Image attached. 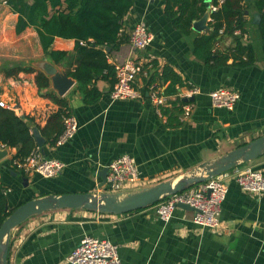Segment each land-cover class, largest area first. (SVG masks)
Returning <instances> with one entry per match:
<instances>
[{"label": "crops", "instance_id": "1", "mask_svg": "<svg viewBox=\"0 0 264 264\" xmlns=\"http://www.w3.org/2000/svg\"><path fill=\"white\" fill-rule=\"evenodd\" d=\"M164 7L165 0H133L123 20L126 39L109 52L108 61L114 64L130 55L140 59L147 75L154 69L158 72L162 91L171 83L159 75L164 67L171 68L181 83L171 86L174 91L168 95L172 101L190 104V114L183 117L172 102L165 106L169 107L167 113L161 110L159 114L143 92L147 75L136 79L142 95L135 99H111L109 83L99 80L102 96L97 102L85 103L75 83L63 96L76 117V133L61 145L46 142L43 151L39 147L44 156L61 160L65 164L62 170L52 177L27 173L24 185V176L8 163L16 149L8 147L7 157L0 161V183L9 189L10 206L46 193L99 192L101 169L124 154L136 161L139 176L133 185L138 186L181 175L264 134V41L257 27L259 20L252 21L256 13L252 2L246 10V31L241 33V41L254 52V60L247 66H240L231 54L232 36L222 35L212 52L229 57L223 65L211 67L213 62L207 64L194 52V38L211 30L210 17L208 28L196 31L191 25L190 32L184 33L171 24ZM17 19L18 14L0 1V99L42 126L58 105L38 93L35 74L5 77L2 73L5 65L34 64L45 56L35 28L27 26L18 33ZM140 20L153 37L144 49L131 53L130 33ZM235 32L240 33L239 29ZM74 44V39L56 37L52 49L71 51ZM219 86L239 92L233 110L212 105L209 92ZM192 87L198 92L183 96ZM249 167L264 172V155L222 173L226 194L215 229L193 222L194 210L180 207L167 222L157 216L154 205L123 214L50 210L30 217L11 232L8 264H71L66 257L84 235L116 244L121 264H264V191H243L233 180L236 171Z\"/></svg>", "mask_w": 264, "mask_h": 264}, {"label": "trees", "instance_id": "2", "mask_svg": "<svg viewBox=\"0 0 264 264\" xmlns=\"http://www.w3.org/2000/svg\"><path fill=\"white\" fill-rule=\"evenodd\" d=\"M216 2L209 0V6ZM250 2L259 14L257 27L264 41V0H223L215 11H210L208 6L211 30L194 38V52L207 64L213 62L211 67L223 65L229 57L221 51L212 52L214 43L222 35L232 36L234 49L231 54L240 66L252 64L253 49L241 41V33L246 31L245 11ZM6 3L18 14L16 32H21L27 26L35 28L45 56L64 67L67 75L75 79V88L83 102L94 103L100 99L103 92L97 87L99 80L107 81L112 89L116 76L113 64L108 61V54L126 39L122 36L123 20L133 0H7ZM206 9L205 0H165L164 12L174 27L189 33L192 22L200 18ZM236 29L240 33H236ZM56 37L74 39L73 49H52ZM106 47H110V50L105 51ZM20 72L34 73L38 93L58 105V109L48 115L42 126L30 115H19L12 108L0 106V145L16 149L8 163L25 177L26 173L16 166L15 161H22L37 147L31 127L36 125L46 142L54 144L64 128L63 117L71 111L66 97L47 91L49 79L42 71L18 63L2 68L5 77H16ZM157 77L155 69L148 71L144 79V93L152 84L160 87ZM159 77L171 83L169 89L163 90L164 94H171L174 91L171 86L181 83L180 77L169 67H164ZM172 106L180 109L175 100ZM168 109L161 108L166 113ZM6 188L4 183H0V224L15 207L30 199L26 197L10 206Z\"/></svg>", "mask_w": 264, "mask_h": 264}, {"label": "built area", "instance_id": "3", "mask_svg": "<svg viewBox=\"0 0 264 264\" xmlns=\"http://www.w3.org/2000/svg\"><path fill=\"white\" fill-rule=\"evenodd\" d=\"M222 2L223 0H217L216 3L210 4V11H215ZM152 37V33L148 30L143 20L136 22L130 33L131 53L144 49ZM144 65L140 59L132 55L124 61L113 64L116 80L109 92L111 99H135L142 95L140 89L135 86V81L138 76L147 75ZM196 92H198V88L192 87L189 93L183 96L188 97ZM147 96L155 105L159 114L162 107L169 106L172 102L171 95L164 94L161 87L156 84H152L149 87ZM209 96L213 106L227 110H233L240 98L237 90L227 86H219L211 90ZM177 105L180 107L183 117L190 114L192 109L190 104L179 102ZM0 106L12 108L3 99H0ZM63 123L64 128L55 140V145H61L70 140L77 131L78 123L71 112L63 117ZM15 164L26 174L38 173L43 177L57 175L65 165L59 159L44 156L39 146L34 148L22 161H15ZM107 167L108 173L104 184L101 186L102 190L117 191L134 188L130 185H133L134 180L138 178L139 171L133 157L127 154L121 155L112 160ZM224 175L220 174L211 177L202 183L159 200L154 204L157 216L167 222L172 218L176 204L185 203L195 209L192 216L193 222L215 229L219 224L218 215L226 194ZM233 180L243 191L253 194H260L264 191V172L261 169L249 167L238 170L233 175ZM8 190L6 189L5 192L7 193ZM66 261L71 264H121L116 244L107 239L89 235L81 237L77 245L66 257Z\"/></svg>", "mask_w": 264, "mask_h": 264}, {"label": "water", "instance_id": "4", "mask_svg": "<svg viewBox=\"0 0 264 264\" xmlns=\"http://www.w3.org/2000/svg\"><path fill=\"white\" fill-rule=\"evenodd\" d=\"M0 1L6 2L7 0ZM205 2L207 7L205 13L192 22V28L196 31L208 28L206 22L209 15V0H205ZM245 12L247 13V11ZM258 20L259 14L254 13L252 21L257 22ZM109 50L110 47L105 48V51ZM34 61V64L29 62L22 65L42 71L48 77V92L63 96L76 83L73 77L67 75L64 67H59V64L55 63L49 56ZM31 132L36 145L43 151L46 139L37 126H32ZM8 153V146L0 145V161L6 158ZM262 155H264V134L222 154L206 159L181 175H174L145 186L117 191L46 193L32 197L15 207L0 224V264H8L11 232L32 216L64 208L86 209L102 214L128 213L153 205L171 194L195 186ZM107 173L108 167L101 169L99 173L101 177L100 187L104 184ZM22 180L23 184L27 185V178L22 177ZM176 207L195 210L194 207L185 203H177Z\"/></svg>", "mask_w": 264, "mask_h": 264}, {"label": "rangeland", "instance_id": "5", "mask_svg": "<svg viewBox=\"0 0 264 264\" xmlns=\"http://www.w3.org/2000/svg\"><path fill=\"white\" fill-rule=\"evenodd\" d=\"M31 74H34V73H31ZM240 165H243V163L242 164H240ZM135 185V184H134ZM134 185H130L131 187H136V186H134ZM145 185H148V184H145ZM145 185H138V186H145Z\"/></svg>", "mask_w": 264, "mask_h": 264}]
</instances>
